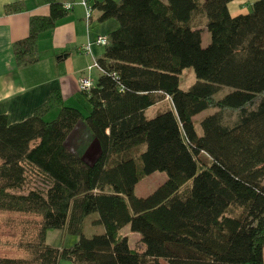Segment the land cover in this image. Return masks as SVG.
<instances>
[{
    "label": "trees",
    "instance_id": "trees-1",
    "mask_svg": "<svg viewBox=\"0 0 264 264\" xmlns=\"http://www.w3.org/2000/svg\"><path fill=\"white\" fill-rule=\"evenodd\" d=\"M44 1L50 15L32 18L29 36L13 46L20 68L39 62L40 35L70 11L65 0ZM231 1L94 2L99 22L119 27L98 60L104 74L88 92L90 114L64 106L53 91L23 122L0 115V211L40 218L25 245L30 258L0 264H264V0L238 17ZM202 27L211 34L206 48ZM187 68L196 82L182 90ZM223 87L233 91L217 98ZM167 98L172 109L149 119L147 109ZM208 109L217 112L199 121L200 132L195 117ZM228 111L238 113L232 124L224 122ZM82 128L101 148L93 164L77 149ZM158 172L166 182L137 197V184ZM33 176L46 189L25 192ZM92 214L105 233L88 238L83 226ZM127 226L140 234V250L122 234ZM51 230L79 240L54 248L46 242Z\"/></svg>",
    "mask_w": 264,
    "mask_h": 264
},
{
    "label": "crops",
    "instance_id": "crops-1",
    "mask_svg": "<svg viewBox=\"0 0 264 264\" xmlns=\"http://www.w3.org/2000/svg\"><path fill=\"white\" fill-rule=\"evenodd\" d=\"M95 1L88 0V7L91 8V15L88 17V7L82 0H65V4H71L73 8L58 21L53 30L40 35L39 62L20 68L13 46L29 36L32 18L50 15V6L44 0H0V115L7 116L10 124L31 118L39 107L48 102L53 91L60 92L64 106L79 109L85 117L90 114L92 106L89 95L80 90L79 83L82 78H87L91 81L92 88L97 86L104 71L100 67H89L104 56L105 47L93 44L90 52H85L82 48L88 43H94L99 35L108 36L116 27V23L111 21L99 22L101 13L93 8ZM257 1L233 0L228 4L229 13L232 17L247 15ZM15 3H22L25 8L20 12L7 13L6 6ZM201 29L204 32L205 27ZM165 101L170 102L172 109L171 100L167 98L163 102ZM159 104L147 109L146 114ZM54 110L59 111V108ZM80 132L76 135L77 149L88 164H93L101 153L100 145L86 129L82 128ZM161 179L159 186L167 180L164 177ZM143 181L135 188V194L139 198L150 195L137 193L138 188L143 186ZM90 216H94L93 225L97 229L95 235L104 234L105 227L96 224L99 216ZM126 228L122 230V234ZM123 235L130 238L129 234ZM136 237L139 240L141 238Z\"/></svg>",
    "mask_w": 264,
    "mask_h": 264
},
{
    "label": "rangeland",
    "instance_id": "rangeland-1",
    "mask_svg": "<svg viewBox=\"0 0 264 264\" xmlns=\"http://www.w3.org/2000/svg\"><path fill=\"white\" fill-rule=\"evenodd\" d=\"M108 21H111V23H116L115 29L119 27V23L116 20L110 19ZM199 23L203 24V22ZM210 42L211 34L205 28L204 32L202 33V47L206 48L210 44ZM180 82L181 89L188 90L196 82L194 69L187 68L183 70L182 74L180 75ZM232 91L233 89H231L230 87H223L222 90L216 95V97L223 98ZM170 107V102L165 101L160 103L158 106L148 110L146 115L149 119H152L158 114L170 110ZM216 111L217 109H208L195 118V122L197 125L196 127L200 132L201 126L199 125V121L205 116L214 114ZM58 112L59 111L54 110L48 116H46L45 120H54L57 117ZM224 117V122L226 124H232L238 119V113L228 111L224 113ZM73 142L74 141L72 139L70 143L72 146ZM73 147L76 148V145H74ZM202 158L205 161H208V158L206 156H202ZM161 177L167 179V175L165 173L158 172L152 178H148L147 180L143 181V186L138 188L137 193L144 196L153 193L159 186L158 182H162ZM46 187V182H44L41 178L33 176L32 178H29L27 180L24 191L26 192L31 188L46 189ZM94 222V216H88L85 220L83 226V234L85 235V237L90 238L96 234L97 229L96 226L93 225ZM39 223L40 218L36 215L0 211V257L12 259L30 258V253L26 250L25 245L33 242L36 238L39 230ZM123 234L130 235V245L133 248H136L138 250L143 248L139 242L140 240L136 237L140 236L137 233L131 232L130 226H127V228L123 231ZM78 240L79 236L70 234L65 230H51L47 233L46 242L50 246L62 250L74 246L78 242ZM59 264H73V262L68 260H60Z\"/></svg>",
    "mask_w": 264,
    "mask_h": 264
},
{
    "label": "built area",
    "instance_id": "built-area-1",
    "mask_svg": "<svg viewBox=\"0 0 264 264\" xmlns=\"http://www.w3.org/2000/svg\"><path fill=\"white\" fill-rule=\"evenodd\" d=\"M82 1H83L84 5H86V6L88 7V0H82ZM65 8H66L67 10H71L73 7H72L71 4H66V5H65ZM90 15H91V8L88 7V17H90ZM93 44H96V45L101 46V47H106L107 44H108V36H102V35H99V36L95 39L94 43H88V44H86V45L82 48V50L85 51V52H90V51H91V47H92ZM97 67H100L99 64H98V62H97V63H94V65L90 66L89 69L97 68ZM92 87H93V86H92V83H91V81H90L89 79H87V78H82V79L80 80L79 88H80V90H81L82 92H86V93H88V92L92 89Z\"/></svg>",
    "mask_w": 264,
    "mask_h": 264
}]
</instances>
